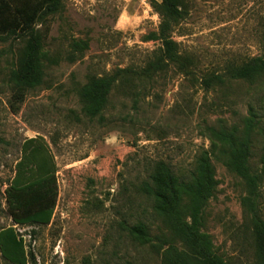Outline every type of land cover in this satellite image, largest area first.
<instances>
[{"label":"rangeland","instance_id":"1","mask_svg":"<svg viewBox=\"0 0 264 264\" xmlns=\"http://www.w3.org/2000/svg\"><path fill=\"white\" fill-rule=\"evenodd\" d=\"M158 1L64 0L50 18L43 83L25 93L18 112L11 107L17 89L10 76L24 44L0 41V233L13 229L24 246L16 258L5 257L1 233L0 264H171L184 246L172 240L142 185L159 161L190 177L205 153L217 187L198 221L200 233L231 264H254L242 205L246 186L226 166L212 129L243 130L251 109L264 118V77H232L251 59H264V0H181L186 13L171 36L194 65L186 72L170 65L151 79L115 85L102 116L83 111L80 94L91 77L140 71L155 59L160 45L145 37L159 30ZM217 75L223 81L204 84ZM24 145L27 151L43 146L55 165L56 204L46 225L16 224L10 213L14 179L19 171L20 180L28 176L27 165L18 166ZM252 145L264 217V142L257 131ZM140 224L148 228L147 240L131 234ZM171 241L174 250L167 253Z\"/></svg>","mask_w":264,"mask_h":264},{"label":"trees","instance_id":"2","mask_svg":"<svg viewBox=\"0 0 264 264\" xmlns=\"http://www.w3.org/2000/svg\"><path fill=\"white\" fill-rule=\"evenodd\" d=\"M154 8L161 20L159 30L147 35L145 41L159 43L155 59L140 71L117 69L103 76L91 77L80 94L86 116H102L115 85L151 79L170 65L183 72L194 65V61L183 59L178 44L171 36L174 23L186 13L182 9V1L159 0ZM63 9L64 0H0V41L17 39L24 44L18 67L10 76L17 89L16 107L11 104L14 112H18L19 105L24 102L25 93L43 83L44 44L51 30L50 18ZM75 48L79 49L78 45L75 44ZM234 72L232 77L236 79L255 82L264 77V59L253 58ZM213 78L205 79L204 84L209 86L213 80L223 81L220 75ZM256 131L264 142V118H260L253 109L243 130L238 127L212 129L213 138L222 144L220 150L226 166L237 173L246 186L242 205L255 251L254 264H264V217L259 204L263 177L250 164ZM33 142L35 139L27 141L25 145ZM25 145V159L18 166L22 168L27 165L28 176L20 180L19 171L17 179H14L15 201H10V213L16 224L46 225L52 219L56 204V192L50 186L55 178V165L43 146H35L27 151ZM26 158L31 160L26 163ZM35 181H39V184L35 185ZM216 187L214 167L207 153L198 157L195 169L186 179L178 176L167 163L159 161L154 165L149 180L143 183V193L154 200V209L166 222L172 240L176 238L184 246L185 251L171 255V264H231L213 251L210 237L201 234L198 227L202 211L214 196ZM130 231L140 239L147 240L149 236L148 228L143 224L132 227ZM1 233L6 236L1 242L3 255L16 258L23 251V241L16 237L11 228ZM174 244L172 241L169 243L167 253L174 250Z\"/></svg>","mask_w":264,"mask_h":264}]
</instances>
